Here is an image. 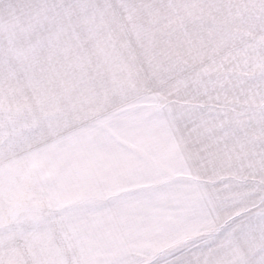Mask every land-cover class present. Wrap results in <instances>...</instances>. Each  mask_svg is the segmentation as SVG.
I'll return each instance as SVG.
<instances>
[{"label": "snow or ice", "instance_id": "snow-or-ice-1", "mask_svg": "<svg viewBox=\"0 0 264 264\" xmlns=\"http://www.w3.org/2000/svg\"><path fill=\"white\" fill-rule=\"evenodd\" d=\"M0 264H264V0H0Z\"/></svg>", "mask_w": 264, "mask_h": 264}]
</instances>
